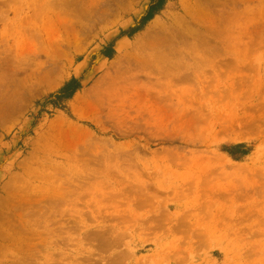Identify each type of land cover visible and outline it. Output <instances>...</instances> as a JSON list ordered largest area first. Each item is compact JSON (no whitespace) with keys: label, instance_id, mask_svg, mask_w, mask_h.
Segmentation results:
<instances>
[{"label":"rangeland","instance_id":"374dc122","mask_svg":"<svg viewBox=\"0 0 264 264\" xmlns=\"http://www.w3.org/2000/svg\"><path fill=\"white\" fill-rule=\"evenodd\" d=\"M201 2L0 0V264H264V0Z\"/></svg>","mask_w":264,"mask_h":264},{"label":"bare ground","instance_id":"6f19581e","mask_svg":"<svg viewBox=\"0 0 264 264\" xmlns=\"http://www.w3.org/2000/svg\"><path fill=\"white\" fill-rule=\"evenodd\" d=\"M181 1V4H182V7L184 8V12L186 13V14H190V13H192L193 11H191V12H189L188 10H190V7H192L193 5H194V2H196L197 0H180ZM198 1H200V0H198ZM202 2H203V0H202ZM202 2H201V4H202ZM204 2H208V0H204ZM197 3H199V2H197ZM200 4V5H201ZM193 8H195L194 6H193ZM197 8V7H196ZM195 8V9H196ZM194 9V10H195ZM192 10V9H191ZM183 12V11H182ZM181 12V13H182ZM184 12H183V14H184ZM205 12V11H204ZM195 13H196V11H195ZM201 13H203V12H201ZM206 13V12H205ZM198 14V13H197ZM170 15H172V14H169L168 16H170ZM193 15H194V12H193ZM200 14H198L197 15V17L199 16ZM188 16V15H187ZM201 16V15H200ZM199 16V19L200 18H205V17H200ZM205 16H206V14H205ZM209 16H210V14H209ZM213 15H211V17H212ZM207 17H208V15H207ZM172 18L174 19L173 21L175 22H178L177 21V19L179 18V16H175V15H173L172 16ZM213 18H214V16H213ZM194 19H195V17H194ZM163 20V19H162ZM162 20L161 19H158V18H155L149 25H147L148 27L146 28V30L145 31H143L142 33H138L139 35L137 36V37H135V42H133V41H131V40H128V39H123L122 38V40L120 39V41H118V43H117V52H118V54H117V56H116V58H118V57H120V56H124V54L126 55V54H128L131 50L133 51V49L134 50H136L135 48H138L139 47V44H143V43H146L144 40H146L149 36H151V35H154V31L156 32V30L155 29H157V28H164L166 25L164 24L165 22H162ZM203 20V19H202ZM208 20L210 21V19L208 18ZM207 20V21H208ZM213 20H215V19H213ZM212 19H211V21H213ZM166 21H167V19H166ZM171 21V20H170ZM184 22L186 21V20H183ZM183 21H181V22H183ZM216 21V20H215ZM199 22V21H198ZM171 23V22H170ZM173 23V22H172ZM171 23V24H172ZM179 23V22H178ZM185 23H187V21L185 22ZM202 23V22H201ZM215 23V22H214ZM200 24V23H199ZM173 25V24H172ZM202 25V24H201ZM211 25H213V24H211ZM176 26V25H175ZM175 26H172V27H174V29H176L175 28ZM210 26V25H209ZM169 27H170V25H169ZM178 27V26H177ZM184 27V26H183ZM214 27H216V26H214ZM179 28V27H178ZM170 29V28H169ZM174 29H172L173 31H174ZM182 29V28H181ZM215 29V28H214ZM159 30V29H158ZM164 30V29H163ZM167 30V29H166ZM165 30V31H166ZM171 30V31H172ZM180 30V29H179ZM211 30H213L212 28H211ZM161 31V30H160ZM170 31V35H169V33H168V35L169 36H171V34H173L172 32ZM175 32H176V30H175ZM174 32V33H175ZM218 32V31H217ZM153 33V34H152ZM157 33H158V31H157ZM159 34V35H158ZM157 35L158 36H156V37H159L160 36V33H158ZM164 35V34H163ZM167 37H168V35H167V32H166V34H165ZM176 35V34H175ZM214 35V34H213ZM174 36V35H173ZM178 36V35H177ZM155 37V36H154ZM155 37V38H156ZM161 37V36H160ZM170 38H173V37H170ZM150 39H153L152 38V36H151V38ZM149 39V40H150ZM157 39V38H156ZM159 40V39H158ZM163 40H164V38H163ZM167 41H168V39H166ZM155 41V40H154ZM153 41V42H154ZM157 41V40H156ZM150 43H151V40L149 41ZM152 42V43H153ZM160 41H158V44L160 45L161 44V42L159 43ZM170 42V41H169ZM151 43V44H152ZM164 43V42H163ZM158 44H156L155 43V45H158ZM174 44V43H173ZM146 45V44H145ZM153 45V44H152ZM163 45V44H162ZM166 45V44H165ZM169 45V44H168ZM168 45H166L165 47H169ZM141 46V45H140ZM148 46H150V45H148ZM145 47V46H144ZM147 47V46H146ZM152 47V46H151ZM151 47H148V48H151ZM157 46H155V48H156ZM162 48V47H161ZM58 49V48H57ZM163 52V51H162ZM159 53V52H158ZM160 53H161V51H160ZM166 53V52H165ZM164 53V54H165ZM167 54H168V52H167ZM166 54V55H167ZM162 55V54H161ZM132 56H134V55H132ZM167 57V56H166ZM115 58V59H116ZM133 58V57H132ZM144 58V57H143ZM145 59V58H144ZM151 59V58H150ZM163 59V58H162ZM166 59V58H165ZM160 60V59H159ZM122 61V60H121ZM141 61H143V60H141ZM147 61V60H146ZM161 61V60H160ZM86 62H87V60H86ZM118 61H116L115 63H117ZM132 63H133V61H131ZM130 62V63H131ZM147 62H149L150 63V60L149 61H147ZM141 63V62H140ZM145 63V62H144ZM87 64V63H86ZM86 64H84V66L86 65ZM99 65L97 66V69H105V63L104 62H99L98 63ZM154 64V63H153ZM166 65V64H165ZM174 65V64H173ZM132 66V65H131ZM145 65H143V67H144ZM163 66V65H162ZM166 68H167V66H165ZM170 67V66H169ZM83 69V68H82ZM162 69V68H161ZM79 72H81V68L78 66L77 68H76V74H78ZM51 76V75H50ZM49 77V76H48ZM115 83V82H114ZM82 95V94H81ZM82 100V96H76V98H75V100H74V102L72 103V108H74V106L76 105V103H78L79 101H81ZM76 109V108H75ZM77 110V109H76ZM58 121H63L62 120V116H60V115H57L56 116V118L54 119V121H53V125H58ZM61 123V122H60ZM58 127V126H57ZM26 130V129H25ZM55 131V130H54ZM52 133V132H51ZM44 138V137H43ZM42 139V138H41ZM50 139V138H49ZM45 141V140H44ZM47 141V140H46ZM40 142H42V141H40ZM39 150V149H38ZM28 158V157H27ZM46 158V157H45ZM44 159V158H43ZM219 162V161H218ZM40 164V163H39ZM37 165V164H36ZM39 167V166H38ZM29 168H30V166H29ZM32 168V167H31ZM38 170V169H37ZM46 171V170H45ZM36 172H34V174H35ZM20 174V173H19ZM28 175V174H27ZM45 175V174H44ZM49 175H52V174H49ZM48 175V176H49ZM54 175V174H53ZM30 176V175H29ZM35 177V176H34ZM46 177H47V175H46ZM46 177H45V179H46ZM40 178V177H39ZM49 178H51V177H49ZM21 179V178H20ZM41 179H42V177H41ZM17 181V180H16ZM8 184V183H7ZM12 184V183H11ZM10 184V185H11ZM28 185V184H27ZM50 186V185H49ZM10 187H13V186H10ZM15 188V187H14ZM13 189V188H12ZM16 190V189H15ZM54 192H56V191H54ZM59 197H61V196H59Z\"/></svg>","mask_w":264,"mask_h":264},{"label":"crops","instance_id":"0c3cea01","mask_svg":"<svg viewBox=\"0 0 264 264\" xmlns=\"http://www.w3.org/2000/svg\"><path fill=\"white\" fill-rule=\"evenodd\" d=\"M195 1V0H194ZM202 1V0H200ZM200 1H196L194 2V7H196L198 5L197 2ZM151 2H153V0H149V3L146 7L145 12L142 14V16L140 18H138V24H134L129 26L128 28H126V30L122 31L119 35H117L116 37H114L108 44L102 46L101 50H100V56H101V61H105V60H113L116 58L118 52H117V43L118 41H120V39H128L132 41V38L136 37L137 35H139L140 33H142L143 31L146 30V28L148 27L147 25H149L155 18L157 17H161V20L164 19L168 13H174L175 11L178 12H184V8L181 5V1L180 0H165L163 2V4L161 6H159L153 13H151V17L149 19H147L143 29H141L140 31L134 33L132 36H130V32L133 31V29L137 26L140 25L141 20L143 19V17H145L148 13H149V6L151 4ZM190 7V10L193 8ZM188 10V11H190ZM139 33V34H138ZM86 60V58H82L78 61V64L81 63L82 61ZM81 85L83 86L82 82L80 81ZM82 89V88H81ZM80 89V90H81Z\"/></svg>","mask_w":264,"mask_h":264},{"label":"trees","instance_id":"16d2710c","mask_svg":"<svg viewBox=\"0 0 264 264\" xmlns=\"http://www.w3.org/2000/svg\"><path fill=\"white\" fill-rule=\"evenodd\" d=\"M164 1L165 0H153V2H151L149 6V13L145 17H143L140 22V25L135 27L133 31L130 32V36L143 29L147 19L151 17L150 12L153 13L159 6L163 4ZM81 88L82 85L80 83V80L76 77H72L69 81L64 84V86H62L58 97L63 100H70L78 91H80Z\"/></svg>","mask_w":264,"mask_h":264}]
</instances>
